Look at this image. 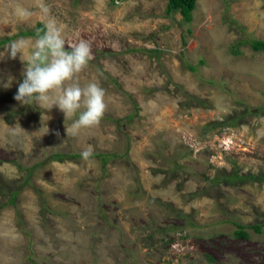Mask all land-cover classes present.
Wrapping results in <instances>:
<instances>
[{
	"label": "rangeland",
	"instance_id": "obj_1",
	"mask_svg": "<svg viewBox=\"0 0 264 264\" xmlns=\"http://www.w3.org/2000/svg\"><path fill=\"white\" fill-rule=\"evenodd\" d=\"M166 1L0 0V39L13 36L0 47V264H264V52L230 50L264 40V0H196L189 22ZM48 18L65 47L91 45L77 79L105 91L99 124L76 135L79 112L14 99L25 62L7 45L29 41L26 58L35 37L19 32ZM89 149L114 156L104 169L48 160Z\"/></svg>",
	"mask_w": 264,
	"mask_h": 264
},
{
	"label": "clouds",
	"instance_id": "obj_2",
	"mask_svg": "<svg viewBox=\"0 0 264 264\" xmlns=\"http://www.w3.org/2000/svg\"><path fill=\"white\" fill-rule=\"evenodd\" d=\"M40 13L49 17L50 8L41 3ZM14 15L21 20L30 18L33 13L20 5L13 8ZM63 28L55 18H48L43 30H38L34 42L31 43L27 57L24 49L29 41L21 38L7 45V52L11 59L20 53L25 62L23 81L19 83L14 99L22 104L35 101L39 106H53L59 108L65 117H78L71 126H66L67 136L76 135L82 128L98 125L105 110V91L96 82H89L81 86L77 76L92 59L91 45L81 39L77 43L68 44L70 50H65L66 40L63 37ZM9 83L5 87L10 86ZM56 135H59L57 132ZM87 160L92 155L91 150L81 153Z\"/></svg>",
	"mask_w": 264,
	"mask_h": 264
},
{
	"label": "trees",
	"instance_id": "obj_3",
	"mask_svg": "<svg viewBox=\"0 0 264 264\" xmlns=\"http://www.w3.org/2000/svg\"><path fill=\"white\" fill-rule=\"evenodd\" d=\"M112 3L119 1V0H110ZM196 5V0H167L166 1V7H165V11L167 14H171L174 12H179L182 16V19L184 22H189L192 19V11L194 9ZM44 29V25L42 23H38L37 29L35 30H28V31H20L19 34L23 35V36H33L36 37L37 31L38 30H43ZM13 38V36L11 37H4L0 39V47L4 44L9 42L11 39ZM244 44H248V46L256 52H264V40L263 39H259V38H240L237 41H235V43H233L232 47H231V52L233 54H239L240 48L242 45ZM65 50H70V48L65 47ZM200 62H203V60H201ZM188 67L191 70H195L196 66L195 65H188ZM134 109L137 110L138 107L136 105V102L133 103ZM132 114H129L127 116H125L124 118H128L131 119L132 118ZM115 122H120L121 119H114ZM127 151L124 152L122 154L123 157H125ZM91 156H94L96 158H99L100 162H101V167L104 169L106 163L108 162V160H110V158L112 156H114L113 154L110 153H93ZM90 156V157H91ZM80 158L82 157V155L80 153H72V152H63V151H55L53 153H51L48 156V160H53V161H64V160H71V159H75V158ZM41 162L37 163V165H40ZM24 170L28 171V173L26 174V178L23 184H30V178L32 175V172H34L35 167H24ZM255 178V176H254ZM240 176L236 175L235 172H233L232 174H229L228 176H226L225 180H228L229 182L238 180L239 181ZM18 194V188L14 189L13 191H11V195L9 198V203L10 204H14V198L16 197V195ZM263 223H256V224H251V225H241V224H237V229L235 230V235L240 236V237H247L248 233L246 231V227H251L253 228L255 231H260L261 226Z\"/></svg>",
	"mask_w": 264,
	"mask_h": 264
}]
</instances>
